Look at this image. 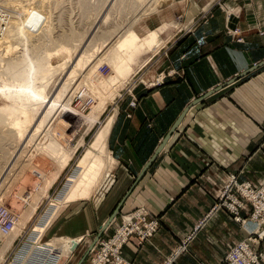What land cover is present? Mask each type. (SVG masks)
Listing matches in <instances>:
<instances>
[{
    "label": "crops",
    "instance_id": "0c3cea01",
    "mask_svg": "<svg viewBox=\"0 0 264 264\" xmlns=\"http://www.w3.org/2000/svg\"><path fill=\"white\" fill-rule=\"evenodd\" d=\"M206 13L173 40L164 37L154 54L165 47L155 61L156 73L168 76L163 83L139 86L114 107L104 188L58 211L44 228L43 237L60 243L55 258L65 257L61 264H90L91 247L111 236L121 213L138 206L160 226L143 246L133 237L124 244L131 264H216L244 239L233 214L213 205L229 172L240 181L264 180V0H214ZM144 27L140 33L149 30ZM247 208L238 214L244 217ZM74 241L69 255L67 242Z\"/></svg>",
    "mask_w": 264,
    "mask_h": 264
},
{
    "label": "rangeland",
    "instance_id": "374dc122",
    "mask_svg": "<svg viewBox=\"0 0 264 264\" xmlns=\"http://www.w3.org/2000/svg\"><path fill=\"white\" fill-rule=\"evenodd\" d=\"M212 1L214 0H0V79L3 80H0V82H2V84H9V82H5L10 78L7 67H13L16 64L22 66L25 65L24 61L31 62V60L36 66L47 60L50 65L56 67L62 62L70 60L66 67L62 69L59 67L60 69L54 73L53 77H50V81L48 80L46 88L47 99L58 92L73 68L72 66L76 61V55L86 48L93 35L94 37L97 35L94 39L95 46L99 44L100 39L104 38V33L119 35L126 30H132L151 45L158 41L151 49L145 46L137 51L132 61V69L124 81H112L98 88L97 77H99V75L106 76L110 72V67L106 62L99 66L98 70L100 74L89 73L88 77L90 78H88L89 80L87 81H82L81 76L75 77L76 83L73 91L69 90V88L62 97V100L70 98L71 107L76 110V113L73 111V117L76 119L77 123H75V126H77V128L73 125L74 129L67 132V134H59V137L62 136L60 139L64 137L62 139L63 145L60 146L61 151H68V149L74 145L75 139L82 132V130H79V126H82V123L85 122V114L92 113L91 110L95 105L98 107V117L84 136L83 144L77 147L67 164L61 169L56 179L48 187L44 197L38 200L37 205L33 197L28 198L25 196L27 191H30L39 183L38 176L35 174L34 169L49 173L54 170V164L59 161L56 153H49L51 150L49 146V135L42 129L45 127L48 128V130L52 129L61 116H63L62 113H64V110L61 107L60 109L57 108L58 111L56 110L57 112H55L52 120L48 122L45 121L47 125L44 123V125H42L43 128L38 130L35 136H32L34 130L46 111L44 104L37 106V108H40L37 109L35 117L28 124L27 128L17 126L16 122L18 118L16 116L5 121L0 119V212H5L6 210L8 214L13 213L18 215V217L21 214H30L20 234L15 236L10 244L8 243V245H6L7 243L4 242L5 250L3 249L4 251L2 250L3 252H0V264H22L23 261L18 260V255L22 251H27V248L31 249L28 246L30 243L32 246L39 245L40 241L45 242L51 239L50 237H43L42 234L48 223L43 227L35 239L34 235L31 233H33L35 227L38 226L41 216L47 208L52 207L51 203L53 199L58 201V199L61 198L63 191L66 190L67 185L70 183L68 179L72 175H75L77 170L76 167L86 154L87 147L92 142L96 132L116 113V108L114 107L121 99L130 94H135V89L139 86L148 88L154 86L150 85L147 87L148 84L160 80L162 76L157 74L159 73L157 72L158 63L155 61L158 54L165 50V47L157 55L154 54L165 45L166 39L164 40V37L172 36L173 40V38H176L178 35L190 30L194 22L207 14V7ZM98 3L105 4H100V6ZM112 4L115 5L112 6ZM107 12L108 16L105 18ZM141 27H144V29L149 28V30H145V33H140ZM152 55L154 56L151 58ZM148 60L149 62L144 67L135 72ZM147 69H149V71L146 72ZM169 76L171 77L173 75ZM166 77L168 76H165L162 81L158 82L156 85L163 83ZM147 80H149V82H147ZM45 82L46 80L44 79V83ZM9 87H11L10 89L12 90L23 89V92L26 93L25 95H28L30 90L29 87H25L27 88L25 89L23 87H13L11 85L5 86L4 88L9 89ZM3 94L5 95V92L0 91V108H5L10 103ZM89 99H91V101ZM134 99L136 98L134 97ZM35 124L37 126H35ZM73 132L76 133L74 137L72 136ZM71 137H73L72 140H70ZM66 139L68 141H66ZM110 163L105 165L102 175L96 180L95 185L92 187L93 189H91L89 196L85 198V200H92L93 196L97 195V192L99 193V191L104 188L110 175L109 172V175L106 177ZM232 176H234V179L231 178ZM233 181H235L237 185H231L228 194L230 197L231 195L240 196L242 198V207L240 208L248 206V214L244 217L238 214L240 208L237 214H235V209L229 204L231 200L223 199L225 201L224 205L221 200V193L217 203L213 206L224 207L229 213L233 214L234 219L239 222L243 219L249 221L253 211L252 201L249 196L245 195L246 193L241 190L239 185L249 184L252 190L260 192L262 188H264V180L252 182L249 179H244L240 181L236 173L229 172L226 183L228 184ZM41 186V183L38 184L36 189H40ZM93 192L95 193L93 194ZM69 204H73V202L62 204L57 208L54 216L58 211L61 212V210H65ZM139 207L141 206L133 210ZM142 207L146 208L145 206ZM67 210L71 211L72 209ZM7 212H5V216H8ZM149 215L156 218L160 226L159 218L152 215L150 212ZM237 217L240 219H237ZM241 224L243 225V222ZM244 231L246 236L247 230L245 228ZM153 234L141 245L136 242L137 245L141 247L146 242H149ZM132 237L135 238L133 235L130 238ZM185 241L178 246L180 247L182 245V248L177 250L175 254L186 248ZM263 242L264 237L258 240L256 244L258 251L264 252V249L261 248ZM95 246L93 245L92 247ZM123 246H121L120 249L121 257H123ZM90 252L92 253L91 262L94 250L91 249ZM28 255L29 253H27L24 258H27ZM69 255H71V253H69ZM53 258L49 259L45 257L40 261L43 264H49L53 263ZM62 258H60L57 264H61V262L65 260H62ZM125 260L127 264H131L127 259ZM105 264L112 263L107 262Z\"/></svg>",
    "mask_w": 264,
    "mask_h": 264
},
{
    "label": "bare ground",
    "instance_id": "6f19581e",
    "mask_svg": "<svg viewBox=\"0 0 264 264\" xmlns=\"http://www.w3.org/2000/svg\"><path fill=\"white\" fill-rule=\"evenodd\" d=\"M100 4H105V3H100ZM115 4H112V6H114ZM106 16H108V12L107 15H105V18ZM103 35L104 38L100 39L99 44H97L96 46L94 45L95 44L94 39L96 38L97 35L95 37L94 35L92 36L86 48L82 50L78 55H76V61L74 63L72 62L73 68L68 78L62 84L58 92L54 96L48 99L46 94L48 80L50 79V77H53L54 73L58 69H60L59 67H61V69L66 67V65L70 60L62 62L58 64L56 67L50 65L47 60L44 61L42 64L40 63L37 66L36 64H34V62H32V60L31 62L24 61L25 65L22 66L19 64H16L13 67L6 66L10 78L8 79V81L5 82H9V84L7 83L8 85H4L2 84V82H0V91L5 92V95L4 94L3 95L10 103L7 105V107L0 108V119L5 121L7 119H12L11 117L16 116L18 118V121L16 122L17 126L27 128L28 124L35 117L37 109L40 108V107L37 108V106L44 104V107H46V111L43 114L41 120L39 121L38 126L35 124V126L37 127L34 130V134L32 135L35 136L36 132L41 128H43L42 125H44V123L47 125V122L52 120V118L55 115V112L58 111L57 108L60 109L61 107L64 110L63 111L64 113H62L63 116H61L59 121L57 120L58 122L54 125L52 129L48 130V128L46 127L42 129L43 131L47 132V134L49 135L48 136L50 139L49 146L51 147V148L49 147L51 149L49 153L50 152L56 153L59 161H57L54 164V170L49 173L43 172L39 169H34V172L39 179V183L38 182L37 183L38 184L41 183L42 186L40 187V189H36V186L38 185L36 184L35 187H33L30 191H27L25 193V196L28 198L33 197L35 199L36 205L38 200L41 197H44L48 187L56 179L61 169L64 168V166L67 164L68 160L72 157L77 147L83 144L84 136L92 127V125L94 124V122L97 120L98 117L97 116L98 107L94 104L95 106L91 110L92 113L85 114V118H84L85 122L82 123V126H79L80 127L79 130H82V132L75 139L74 145L70 147L68 151L67 150L61 151L60 146L63 145L62 139L64 137L60 139V137L62 136L59 137V134L62 133H64V135L65 133L67 134V132L74 129L73 125L75 126L76 125L75 123H77L76 119H74L73 117L74 116L73 111L75 112L76 110L73 107H71L70 98H68L67 100L64 99L62 100V97L69 88H70L69 90L73 91L74 85L76 83L75 77L81 76L82 81H87L89 80L88 78H90L88 77V74L89 73L100 74L98 70L99 66L102 63L106 62L110 67V72L106 76L99 75V77H97L98 78L97 86H99L98 88H101L103 85L105 84L107 85L112 81H117V82L124 81L128 73L132 69V61L135 55L137 54V51L145 46L151 49L154 47V45L158 43L157 41L154 42L153 45H151L145 39L140 38L132 30L131 31L126 30L125 32H122V34L119 35L117 34L114 35L113 33L111 35L104 33ZM44 79L46 80L45 83H44ZM162 79L163 76L158 81H161ZM155 83L156 82H151L149 86ZM10 85L13 87H21V88L29 87L30 90L28 89L29 93L28 95H25L26 93L23 92L24 91L23 89L16 90L13 88L14 90H12L10 89L11 87H9V89L4 88L5 86H10ZM89 100L91 101V99ZM115 114H113V116H111L108 119L105 125L102 126L101 129H99L94 135L92 142L87 147L86 154L84 155L83 159L79 162L78 166L76 167L77 170L75 175H72L68 179L70 183L69 184L67 183L68 184L67 188L65 191H63L61 198H59L58 201L53 199L51 203L52 207H48L47 210L41 216L38 226H36L33 231L34 239L39 235L41 229H43V227L50 222L57 208H59L62 204H66V203L68 204V202H74L77 200L85 199L89 196L91 189H93L92 187L96 183V180H98V178L102 175L105 169V165L107 163H110L112 160L109 151L107 149V137L110 132V128L112 126ZM75 128H77V126H75ZM75 135L76 133L73 132L72 136L74 137ZM73 137H71L70 140H72ZM66 141L68 140L66 139ZM29 217H30L29 213L21 214L19 217L18 215L12 213V221L9 227L4 230L0 229V252L4 249V242L7 243L6 245H8V243L10 244L12 242L15 236L20 234L22 228H24L25 222L28 220ZM259 225H260L259 221L243 220V227L247 231H251V230L258 231V229L260 228ZM40 243L39 245H33V246L30 243V245L28 246L31 249L27 248L28 249L27 251H22L21 253H19L18 260H22L23 261L22 264H43L40 261L42 258L47 257L49 259H52L54 257L53 262L57 264L60 258L58 257L55 258V250L59 249L60 243L50 239L45 242L40 241ZM74 243L77 244V241H74L72 243L67 242L65 249L67 254H69L71 251L74 250L73 249ZM92 248L93 247H91V249ZM27 253H29L28 257L24 258V256H26Z\"/></svg>",
    "mask_w": 264,
    "mask_h": 264
},
{
    "label": "built area",
    "instance_id": "2783aa9c",
    "mask_svg": "<svg viewBox=\"0 0 264 264\" xmlns=\"http://www.w3.org/2000/svg\"><path fill=\"white\" fill-rule=\"evenodd\" d=\"M168 74L172 75L174 71L169 70ZM164 77L165 75L163 78ZM158 82L152 85H156ZM130 105L135 106L136 99L133 98L130 101ZM231 178L234 179V176ZM235 184L237 185V183L233 181L224 185L221 192V200L224 204L225 201L223 199H230L231 202L229 204L235 209V214H237L238 209L242 207V198L238 195H231L230 197L228 194L229 187ZM239 187L252 201L253 211L250 220L259 221L260 228L258 231H247L244 239L234 244L216 264H264V252L258 251L256 248L258 240L264 237V188H262L260 192H255L250 188L249 184L239 185ZM5 212L7 211L5 210ZM5 212H0V229L3 230L8 228L12 221V214H8L7 212L8 216H5ZM237 219L240 218L237 217ZM243 220L240 222L242 223ZM158 226V220L151 217L148 210L142 206L121 214L119 224L114 233L108 238L99 240L96 245L97 247L95 246L96 249L95 247L92 248V250H94V255L90 264H105L107 262L112 264H127V261L120 256L121 246H123L132 235L136 238V242L141 245L144 241L148 240ZM180 248H182V245L179 249Z\"/></svg>",
    "mask_w": 264,
    "mask_h": 264
},
{
    "label": "water",
    "instance_id": "95a60500",
    "mask_svg": "<svg viewBox=\"0 0 264 264\" xmlns=\"http://www.w3.org/2000/svg\"><path fill=\"white\" fill-rule=\"evenodd\" d=\"M183 114H184V112L178 117V119H177L176 122L174 123V125H173L171 131L174 130V129L176 128V126L179 124V122H180V120H181ZM171 131H170V132H171ZM169 135H170V133L166 135V137L164 138L163 142H162V143L159 145V147L157 148L155 154L151 157V159H150V160L147 162V164L145 165L144 169H145V168L150 164V162L154 159L155 155H156L157 152L160 150V148L162 147V145H163L165 139H166L167 137H169ZM144 169L138 174L136 181L142 176V174L144 173ZM116 212H117V209H116V210L113 212V214L108 218V220H107V221L105 222V224L102 226V229L106 228V226L112 221V219H113V217L115 216V213H116ZM76 245H77L76 243L73 244V249L76 247Z\"/></svg>",
    "mask_w": 264,
    "mask_h": 264
}]
</instances>
